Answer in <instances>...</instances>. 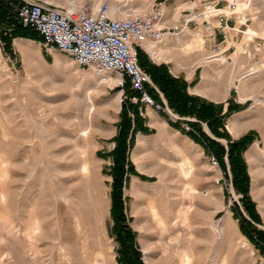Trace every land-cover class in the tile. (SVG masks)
I'll return each mask as SVG.
<instances>
[{
    "label": "rangeland",
    "instance_id": "obj_1",
    "mask_svg": "<svg viewBox=\"0 0 264 264\" xmlns=\"http://www.w3.org/2000/svg\"><path fill=\"white\" fill-rule=\"evenodd\" d=\"M44 1L69 9L68 0ZM103 1L77 0L79 8ZM227 1L110 0L118 15L155 5L172 25L199 23L189 40L203 30L204 61L191 77L184 68H176L177 76L167 73L175 86L184 81L185 92L210 108L208 120L174 109L153 75L148 90L154 105L134 102L128 83H113L102 84L103 91L93 94L89 112L84 111L76 98L99 78L94 69L78 66L68 53L39 38L15 35L14 27L0 25V264H99L103 257L106 264H148V258L153 264H264V241L255 242L243 230L244 218L264 231V0H242L244 18L232 16L221 31L215 29L223 38L212 40L210 24L218 25L219 19L214 9L227 13ZM202 74L201 88L223 87L224 92L209 96L224 100L194 91ZM125 113L131 124L120 215L114 209V151ZM84 118L86 130L80 125ZM234 122L249 125L235 133ZM256 145L262 154L251 159ZM233 156L237 169H246L247 182H235ZM184 160L191 167H184ZM183 169L192 170L189 177ZM160 176L166 192L145 191L139 197L134 192L135 181L152 185ZM246 183L244 192L240 188ZM188 187L197 194L183 198L190 227L179 254L163 245L176 229L163 224L177 215L173 203L180 199L172 195Z\"/></svg>",
    "mask_w": 264,
    "mask_h": 264
},
{
    "label": "built area",
    "instance_id": "obj_2",
    "mask_svg": "<svg viewBox=\"0 0 264 264\" xmlns=\"http://www.w3.org/2000/svg\"><path fill=\"white\" fill-rule=\"evenodd\" d=\"M227 2L230 13L214 9L220 21L228 25L234 15L244 18L243 12H236L238 0ZM164 17L163 10L155 5L142 13L115 16L110 0L97 7L87 4L77 9L44 0H26L17 8V19L38 31L44 44L68 53L80 67L93 68L104 83L107 75L117 78L115 86L124 87L128 83L136 92L132 100L150 105L155 104L148 90L151 77L140 64L138 49L146 50V44L162 41L179 29L180 26H171ZM211 162L213 166L219 164L215 156Z\"/></svg>",
    "mask_w": 264,
    "mask_h": 264
},
{
    "label": "trees",
    "instance_id": "obj_3",
    "mask_svg": "<svg viewBox=\"0 0 264 264\" xmlns=\"http://www.w3.org/2000/svg\"><path fill=\"white\" fill-rule=\"evenodd\" d=\"M23 2L20 0H0V25L7 24L8 26L11 25L15 35L20 36H27L32 38H39L43 41L42 36L38 31L33 29L32 27L24 26L22 22L17 19V8ZM145 55L139 50V60L141 66L150 74L153 75L158 82V84L163 88L166 96L168 97L171 106L178 111H185L184 113H194L199 119L201 120H208L213 113L211 112L210 108L207 105L199 104L198 98L191 96L185 92L182 88L184 87V81H180L179 86H175L171 76L167 73V68L161 72V67L149 65L146 62L147 59H144ZM177 82V81H176ZM183 82V83H182ZM173 84V85H172ZM133 95L136 92L132 91ZM131 124V120L127 113L124 114L120 133L117 136V147L115 148V155H116V169H115V183H116V190L114 195V209L123 215V201H122V187H123V180L126 174V169H124L125 164V154H126V147H127V138H128V130L129 125ZM232 162L234 169H232L235 177V182H247L248 181V173L246 169H237L238 163L236 157H232ZM218 159V158H217ZM240 186V185H238ZM244 192L247 191V183L246 187L240 188ZM248 203H246V206ZM253 204V203H252ZM250 206L246 207L248 209ZM254 207V204H253ZM252 212V211H251ZM254 217L256 219H260L257 213L254 211ZM245 225H243V230L247 233L252 240L255 242H263L264 241V231L257 229L254 225L244 219ZM248 228V229H247ZM251 233V234H250ZM139 264H143L140 262Z\"/></svg>",
    "mask_w": 264,
    "mask_h": 264
},
{
    "label": "bare ground",
    "instance_id": "obj_4",
    "mask_svg": "<svg viewBox=\"0 0 264 264\" xmlns=\"http://www.w3.org/2000/svg\"><path fill=\"white\" fill-rule=\"evenodd\" d=\"M245 1V0H244ZM244 1L242 0H238L237 2V8H236V12H239L241 11L242 9V5L244 4ZM67 3L69 4V9H77L79 8V3L77 2V0H68ZM100 3H98L99 5ZM97 5V6H98ZM96 6V7H97ZM111 7H112V11H113V14L115 16H122V15H118L117 11L115 10V8L112 6L111 4ZM221 12H226L225 10H221ZM227 13H230V10L227 9ZM216 14V13H215ZM127 15V14H126ZM154 55L157 54L156 53V50L154 49ZM158 56V55H157ZM213 56L211 57H206V60L208 59H211ZM198 63V62H197ZM208 64V63H207ZM108 76V80H106L107 83H104V81H101V77L98 76L99 78L92 84L90 85L86 90H85V93L78 96L76 98V101L80 104V107H82V109L84 111H87L89 112L91 106H92V103L94 102L93 98L98 96L99 94H101V92L103 91V85L102 84H115L117 82V78L114 77V76H111V75H107ZM115 79V80H113ZM99 80V82H98ZM228 90L226 92V95L225 96H228ZM93 94H95V96L93 97ZM119 99H120V96L118 95L116 97V101L117 103H119ZM87 113L85 112L84 116L86 115ZM81 126L84 127V129L86 130L89 126V122L86 118H84L82 120V122L80 123ZM162 127H165L164 129L167 128L166 124L165 123H162ZM249 125V123H245V124H239V122H234L233 124V129L235 130V133H241L245 127H247ZM85 137H87V134H85ZM144 142V141H143ZM143 145V143H141ZM261 149L259 148V146H255L250 154H249V157L251 159H253L255 156L257 155H261L262 154V151H260ZM256 159V158H255ZM183 163V166H190L191 167V162L189 160H184L182 161ZM185 170V169H183ZM192 170L189 169V171H186L185 170V177H189L188 173L191 172ZM133 190L134 192L137 194V196H143L144 195V192L145 193H148V194H156V195H159V194H162L163 192H166V188L163 187V183H162V176H160V180L158 183L156 184H152V185H148V184H140L139 185V182H134L133 185ZM196 192L195 190L192 188V187H188V188H183L181 193L178 194V195H172V197H178L180 200H175L174 201V205H177L178 207V210L174 213H176L177 215L173 218L174 222H169L167 219H166V222L163 224V226H167V225H170L171 227L170 228H173L175 227V232H172L168 238H164L163 239V245L164 246H168V248L170 249H173L174 247H176L177 251L179 252L180 254V251L182 250V252L184 253V248H183V238L186 237V233H185V229H189L188 227H190L189 225L186 227V223H187V220L190 219L189 216H190V211L188 209V203L184 201V197H189V198H194L196 197ZM166 195L167 193L164 194L165 198H166ZM146 196V195H145ZM166 201H168L166 199ZM167 211H170V207L168 208ZM153 213H154V216L156 217L157 216V212L156 210L154 209L153 210ZM158 221H162L161 219H159ZM165 221V220H164ZM163 221V222H164ZM189 222V220H188ZM189 234V233H188ZM144 251L146 254H148L149 252V247L148 246H145L144 247ZM184 257H186V261L187 262H190L191 260H189V255L186 254L184 255ZM98 260V259H97ZM100 261V262H99ZM163 262V261H162ZM98 263L99 264H106L105 261H104V257L99 259L98 260ZM147 263L148 264H153L152 260L150 258L147 259Z\"/></svg>",
    "mask_w": 264,
    "mask_h": 264
},
{
    "label": "crops",
    "instance_id": "obj_5",
    "mask_svg": "<svg viewBox=\"0 0 264 264\" xmlns=\"http://www.w3.org/2000/svg\"><path fill=\"white\" fill-rule=\"evenodd\" d=\"M200 1V0H199ZM213 3H216L217 0H212ZM194 4L193 2L191 3ZM188 5V4H187ZM191 7V6H190ZM181 9V7H180ZM188 10V9H187ZM179 12H176L174 15V18H176L179 14ZM183 16L185 14H182ZM167 15H165V18ZM184 18V17H182ZM181 18V20H183ZM166 22L168 23V19H166ZM224 21H220L218 19V25H211L209 22L205 25L210 24V28L213 29V32L210 34L212 40H221L223 38V35L220 33L219 35H216V30L221 31V27L224 26ZM170 24V23H168ZM171 26H174L170 24ZM199 27V23L197 21L188 23L187 25L181 24L179 29L175 31L174 34L169 35L167 38H165L162 41H159L157 43L153 44H146V50L139 48L138 50H141L143 55L147 57L148 63L155 62L159 66L161 63L167 64L166 67L162 66V71H164L166 68L167 70L173 74L174 76H177L176 74V68L181 69L184 68L187 70L189 77L193 76L194 71L197 67H199V64L197 62H203L204 61V53L207 52L204 51L205 46V38L203 35V30H198L195 34L193 39L189 40V37L192 35L191 32L193 29H196ZM154 49L156 50V53L154 55ZM152 53V56L148 52ZM158 55V56H157ZM158 61V62H157ZM176 66L175 67V63ZM165 68V69H164ZM187 80L190 78L186 77ZM204 81V76L202 74V81L199 85H197L194 89V91L198 94H203L211 99L214 100H224L223 98H214L210 97L209 95H213L218 92H224L223 87L221 91H215L213 89H210L209 87L206 88V90H203V87L201 88L202 83ZM228 87V86H227ZM230 92V91H229ZM226 99V98H225Z\"/></svg>",
    "mask_w": 264,
    "mask_h": 264
}]
</instances>
